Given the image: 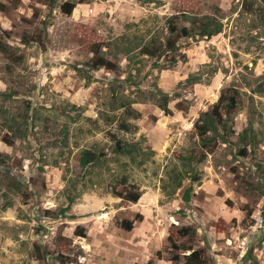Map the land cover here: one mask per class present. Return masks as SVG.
I'll return each mask as SVG.
<instances>
[{
	"label": "rangeland",
	"instance_id": "1",
	"mask_svg": "<svg viewBox=\"0 0 264 264\" xmlns=\"http://www.w3.org/2000/svg\"><path fill=\"white\" fill-rule=\"evenodd\" d=\"M172 16L223 29L179 40L187 61L156 67L141 50L165 42ZM0 38L11 48L0 55V264H60L69 252L78 264H182L170 238L214 264H264V0H21L0 12ZM101 38L117 72L89 66ZM228 88L241 103L231 144L198 162L192 128ZM249 126L255 151L240 157ZM85 150L105 158L84 170ZM124 179L138 203L116 196ZM71 202L66 217L46 213Z\"/></svg>",
	"mask_w": 264,
	"mask_h": 264
},
{
	"label": "trees",
	"instance_id": "2",
	"mask_svg": "<svg viewBox=\"0 0 264 264\" xmlns=\"http://www.w3.org/2000/svg\"><path fill=\"white\" fill-rule=\"evenodd\" d=\"M21 0H9L0 1V12L7 13L9 10H17L20 6ZM76 8L74 3H65L61 9L62 12L68 16H71ZM178 16H172L167 21L168 35L164 43L154 41L144 46L141 50L143 55H146L155 60L154 65L157 67L162 62L167 68L176 65L177 63L187 61L186 54H182L179 49L178 41L182 39L191 38H212L222 32V24L213 22L208 17H202V19L186 17V21L191 24L190 27H180L177 23ZM26 43H33L29 38H26ZM24 42V43H25ZM109 44L104 39H97L92 45L93 59L89 63L91 70L98 71L105 69L109 72H117L119 66L108 59L104 54V48L108 49ZM117 46H114V48ZM126 50V49H125ZM123 51V50H122ZM130 52H123L121 56H126ZM11 53L10 46L0 38V55L9 56ZM165 68V69H166ZM197 78L190 77L187 81H195ZM240 93L237 89L228 88L221 92L218 102L212 107L211 110L203 112L196 123L194 124L192 131L195 136L199 138V158L198 162H202L208 154H212L218 144H231L230 137L233 133V127L230 124L231 119L237 116L240 112ZM160 109L165 115H172V111L169 108V98L164 95ZM123 129H126L123 128ZM252 132L251 126H249L243 134L240 136V140L244 143V147L239 151L240 157L248 156V146H251L252 151H255V139L250 134ZM121 145L118 144L117 150L121 151ZM105 158V154L96 153L90 150H85L81 154L80 164L82 169L88 170L92 165L100 162ZM194 181L199 180L195 176ZM124 187H128L129 191L125 193L116 192V196L121 198L123 201L130 203H138L142 197L140 188L136 185H128L127 180H123ZM192 187H189L185 194V202L190 201V194ZM72 202L65 209H62L60 213L46 212L52 219H58L59 217H66L67 212L71 209ZM134 223L125 221L122 224V228L126 231L133 229ZM176 233L181 238H187L190 241H194L196 237V231L191 227L175 228ZM76 235L79 237H86L85 231L82 228H78ZM170 244L173 250L178 251V255L174 256L173 261L180 262L182 264H214L212 258L207 256L204 249L194 250L192 246L182 245L181 247L170 238ZM36 251L39 253V247H36ZM181 254H180V253ZM189 252V254L182 255V253ZM80 256L69 253H59L58 259L60 264H78Z\"/></svg>",
	"mask_w": 264,
	"mask_h": 264
}]
</instances>
